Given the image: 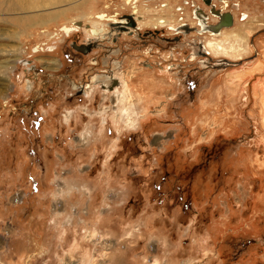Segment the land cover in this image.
Wrapping results in <instances>:
<instances>
[{"label": "rangeland", "instance_id": "obj_1", "mask_svg": "<svg viewBox=\"0 0 264 264\" xmlns=\"http://www.w3.org/2000/svg\"><path fill=\"white\" fill-rule=\"evenodd\" d=\"M0 264H264V0H0Z\"/></svg>", "mask_w": 264, "mask_h": 264}, {"label": "flooded vegetation", "instance_id": "obj_2", "mask_svg": "<svg viewBox=\"0 0 264 264\" xmlns=\"http://www.w3.org/2000/svg\"><path fill=\"white\" fill-rule=\"evenodd\" d=\"M193 14H194V18L198 19L197 20V25L200 27L198 32L199 33H202V31H203V33L206 32L207 30L205 29V27H208L207 26L208 25V21H205V20H203L201 18V15H203L202 12L199 11L197 8H195ZM128 15H125L123 17V19H119V21L117 20V21H114V22H110V25H109L110 30H109V32H103V30L101 28H99V29L95 28L93 30V33H92L95 36L94 37L95 39L93 41H89L88 43H82L81 45H77V43H75V42L72 43L71 44L72 45L71 48L75 52V53H73L74 56L72 58H70L71 55L69 54V56H68V52H64L65 56L69 57L68 61L70 63L78 62L81 59V54L89 53L92 50H95L97 48H99V49L102 48L104 50L103 54L105 55L104 62L106 63V61H107L106 57H108V55H113L114 53H117L120 50V48L116 47V46H113V45H111L109 43L104 45V44H102V42L100 40L106 39V40H109L108 42L113 41L114 43H116L118 38L120 37V35L122 33H133L134 30L139 29L137 19L139 21H141L143 18L141 16H139V17L137 16V18H136L132 14L133 17H134V22H136V25L133 26L132 20L128 17ZM182 19H184V18H182ZM229 21H230V17L227 16L226 20L224 22L228 23ZM157 22H158V24H160L162 26H166V24H167V21L162 20V19H160V20L157 19ZM203 25H205V27ZM194 28L195 27H192V25H190L189 23L181 22V23H179L177 25H174V28H172V29L174 31H176V33H178V34H183V33H187L188 31L189 32L193 31ZM221 32L222 31H220V32H211V35L215 36V37L216 36H220ZM155 34H156V32H154V31H148L145 34H142L141 36L142 37L151 36V35L154 36ZM209 47H210V45H209ZM199 52H200V54H205V55L210 54V52L206 49L204 43H200V51ZM120 63H121L120 61H117L115 63V65H118ZM143 65H144L143 67H148L149 69H152V70L156 69V67L157 68L161 67V66H159L160 64L156 65L155 63H153L150 60H148L146 62L144 61ZM174 67H176V65L168 66L165 69V71L169 72ZM107 71H108V74H107ZM183 75H185L183 77V79H185L187 81H189V80H191V78H193L191 76V72L184 73ZM112 76H114V77H112ZM93 80H97L98 82H100L101 83V87L103 89H108V91H110V90H112L115 87L120 85V80L117 77H115V75L113 73V70H105V74H98V75L94 76ZM191 84L192 83L190 82L189 91L192 93L193 85H191ZM86 88H88V86L79 84L78 87L75 88V92H77L78 95L89 96L90 90H88V89L86 90Z\"/></svg>", "mask_w": 264, "mask_h": 264}, {"label": "bare ground", "instance_id": "obj_3", "mask_svg": "<svg viewBox=\"0 0 264 264\" xmlns=\"http://www.w3.org/2000/svg\"><path fill=\"white\" fill-rule=\"evenodd\" d=\"M210 47L216 46L219 50H223V47L220 43L210 42Z\"/></svg>", "mask_w": 264, "mask_h": 264}, {"label": "water", "instance_id": "obj_4", "mask_svg": "<svg viewBox=\"0 0 264 264\" xmlns=\"http://www.w3.org/2000/svg\"><path fill=\"white\" fill-rule=\"evenodd\" d=\"M128 17L132 20V24H133V26H135V25H136V22H134V17H133V15H132V14H129ZM229 22H230V21H229ZM229 22H228V23H229Z\"/></svg>", "mask_w": 264, "mask_h": 264}, {"label": "crops", "instance_id": "obj_5", "mask_svg": "<svg viewBox=\"0 0 264 264\" xmlns=\"http://www.w3.org/2000/svg\"><path fill=\"white\" fill-rule=\"evenodd\" d=\"M151 84V83H150ZM143 86H144V84H143ZM112 120V119H111ZM80 131V130H79Z\"/></svg>", "mask_w": 264, "mask_h": 264}]
</instances>
